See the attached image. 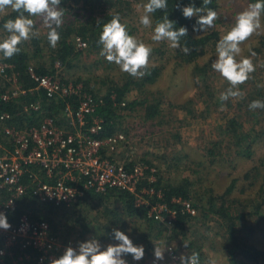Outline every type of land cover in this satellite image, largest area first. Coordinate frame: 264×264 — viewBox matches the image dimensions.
<instances>
[{"label":"rangeland","instance_id":"374dc122","mask_svg":"<svg viewBox=\"0 0 264 264\" xmlns=\"http://www.w3.org/2000/svg\"><path fill=\"white\" fill-rule=\"evenodd\" d=\"M216 2L218 7L215 11L218 13V19L212 29L217 30L221 38L234 24L236 15L246 8L249 2L248 0H217ZM136 4V6L133 5L134 9L130 17L124 21L131 35L152 46L148 67L159 66L161 75L155 84L148 87L151 92L148 98L151 101L162 96L163 104L161 108H163L164 113L155 120H145L143 113L138 111L118 121L120 131L118 134L124 136V141L118 144L111 155L124 164L128 162L144 164L141 160L149 161L153 165L152 169L155 170L156 182L158 177L160 182L166 184H177L187 179L191 184L192 203H194L197 210V216H200L204 204L208 207L209 199L223 197L224 204L226 207L229 206L230 212L234 215H240L242 218L238 220L237 249L231 251L232 253L228 252L227 248L229 247H225V230L221 225V221L214 215H208L204 220L200 217L196 221L189 222L186 225L187 230L182 233L178 230L173 233L167 232L156 240H152V238L157 231L153 228L149 230L148 226L142 222L126 223L125 228H117L129 234L134 244H143L146 247V241L143 243L139 238L140 234L135 233L140 228L142 233L152 235L150 239L152 245L165 241L166 246L171 248V253L177 257L181 253L185 255L192 254L194 248L190 244L193 243L194 247H201L198 249L199 254L202 256L201 264H207L208 259L212 257L216 259L217 264H231L233 259L235 264H264V255L257 261H252L241 252L242 249L244 252L251 249L264 253V205H261V208L257 210L258 212H255L254 208L256 209L255 206L260 204V200L254 203V207L247 206V203L253 204V201L258 199L256 194L260 188L264 190V164H261V162L264 163V139L253 142L252 154L247 158L246 154L241 155L243 153L239 157L237 156L241 149L238 150L231 140L224 137L225 135L216 137L218 135L217 127L222 124L225 125L228 118L232 116L240 117L237 119L238 122L243 123V129L249 130L255 126L253 117L247 114L245 110L239 112L236 105L220 108L212 107L207 115L204 112V105L198 97L199 89L204 90L207 87L213 90L215 88L216 91L221 92L225 89L226 84L229 85L228 82L213 69L209 77L205 75L203 78H197L192 74V66H183L178 64L180 60L169 59L170 52H167L168 47L171 48L169 42L156 43L151 40L155 23L153 22L151 28L141 25L139 18L143 15L145 2L138 0ZM3 15V13H0V17ZM35 21L39 27L38 32L43 34L47 28L42 26L39 18H36ZM263 41L264 18L262 17L261 28L241 45L242 55L251 56L255 66V71L250 75L249 80L241 85L242 87L248 85L247 89L251 86H253L252 88L255 87L253 75L258 76L257 79L255 78L259 84L258 86H264ZM77 43L78 49L86 50V45L82 47L79 46V42ZM163 44H166V46H162ZM255 48L260 49V53L253 52ZM157 49H160V52L163 53L162 56L167 53L163 58L160 56L154 60L153 52ZM252 53H255V55H251ZM215 58L216 51H212L211 54L200 58L197 64L202 66L209 62L212 65ZM59 72L68 81V84H71L78 91L80 89L84 90L86 87L87 90L99 92L101 96L108 87L110 80H119L125 74L117 65L109 63L105 57L101 56L100 52L83 55L81 59L74 63L71 69L67 71L58 70ZM50 77L58 80L55 76ZM77 78H80V81L74 84L73 82ZM106 79L109 81L106 85H103L101 82H106ZM257 88L255 87L254 90ZM240 91L242 92V90ZM85 95L90 96L88 93H83L81 97ZM139 97V93L134 90L127 94L126 100H135ZM39 100L41 101L40 98ZM189 100V110L192 113H183L181 109L176 107L177 105L182 106ZM171 104L174 105L172 109L169 107ZM24 105H27V103L24 102ZM259 119L260 123L257 129L264 127V116L260 115ZM13 125L20 129L27 128L26 123L22 127L17 124ZM59 127L61 128L62 125ZM4 141L5 138L2 136L1 142ZM210 152H213V154L210 155ZM254 169H257L258 176L252 175ZM247 174L249 175L245 178L244 176ZM232 184H234L232 192L225 195L228 187ZM38 205H42V208H38ZM89 205L94 206L89 207L87 204H81L73 209L59 208L51 210V213L47 214L48 204H38V201L34 203L30 198L19 201L18 204L21 215L30 219H35L37 210H41L38 215H45L51 238L59 239L60 244L70 242L73 246L78 241L93 236L98 238L104 246L109 243H116L112 233L107 230H100L101 226L107 224L105 218H108V214L104 211V206L101 208L94 203ZM108 207L110 210L112 207H119V204H108ZM119 211L121 210L119 209ZM126 221L132 220L126 219ZM83 224L86 227L87 224L89 226L86 228L87 232L84 236H81L80 230ZM240 241L243 243H239ZM165 258L164 262H160L161 264H179L178 259L175 261L170 259V253H165ZM126 259L130 261L132 258L128 256ZM152 260L153 249H148V251L146 249L145 257L141 260V263L147 264ZM13 262L16 264V261Z\"/></svg>","mask_w":264,"mask_h":264},{"label":"trees","instance_id":"16d2710c","mask_svg":"<svg viewBox=\"0 0 264 264\" xmlns=\"http://www.w3.org/2000/svg\"><path fill=\"white\" fill-rule=\"evenodd\" d=\"M216 1L217 0H212V3L209 5V7L217 10L218 5ZM137 2L138 0H62L61 7L65 8V17L64 23L59 29L61 39L55 48L51 47L47 40L48 29H46L43 34L39 33L38 36H34L29 40L22 42L19 45L20 52L13 57L6 58L2 53H0V65L4 67V72L0 76V115L5 113L9 114L11 117L7 123L2 125V128L4 125L14 126L13 124H17L19 127H22L24 123L27 124V127H30L32 125H37L42 120V118H51L59 126L63 124L65 125V119L61 115L58 116L64 108V101L57 99L51 100L50 102L40 90L28 92V90H31L36 86L32 78V74L37 77L55 76L63 84H68V81L62 77L60 73L61 71L59 74L58 70L67 71L71 69L74 66V63L81 59L83 55L86 56L100 52L102 46L98 43V40L102 31V25L111 20L112 16L115 14H119L121 21L125 23L124 20L130 17V14L134 9L133 5L136 6ZM142 2L146 3L147 0H142ZM190 2H193V0H168V8L166 10H158L155 12L152 15V21L156 23L157 21L162 20L164 16H168L170 20L176 21L177 27L186 26L188 28V36L181 40V48L173 49L168 47L167 52H170L169 59H175L176 61L180 60L178 64L183 66H192V74L197 78H203L205 75L209 77L212 72L210 65L211 63L207 62L206 65L200 66L197 64V61L200 58H204L205 56L211 54L212 51H215L216 44L220 39V36L218 31L212 28L205 33L193 32L192 28L195 24L196 17L191 19L184 18L181 10L176 7L177 3L181 4L182 6H187ZM248 2H254V0H248ZM194 3L196 7L202 6V0H194ZM16 15V13L8 10L7 14H4L0 17V40H2L7 35L3 28V24L7 19L15 18ZM35 19L36 18H34V20ZM38 29L39 27L36 24V30L38 31ZM128 31L131 34L130 30ZM77 42L85 44L87 46L85 48L86 50L78 49ZM262 43L264 44V41ZM162 46H166V44H163ZM185 47L188 49L187 52L183 50ZM253 52L260 53V49L255 48ZM166 53H164V55ZM162 54L163 53L160 52V49L154 51V60L162 56ZM160 75L161 70L159 66L148 67L146 74L142 78H134L125 73L119 78V80L109 81L106 79V82L102 81L101 83L103 85H106L109 81L108 87L102 96L99 92H95L93 90L90 91L89 89L87 90L85 87L84 90L80 89L77 95L70 97L69 102L71 107L74 108L77 106L78 99L83 93L90 94L92 98L98 101L95 115H97L102 121V137L107 138L114 136L120 132L118 121L127 118V116L131 115L132 113H136L138 111L142 112L145 120H155L164 113L163 108H161L163 104L162 96L161 98H154L151 101L148 98V96L151 95L148 87L155 84ZM253 78V84L255 87H258L257 89L254 90L255 87L252 88L253 86L247 89L248 85L243 87L241 86L240 90H242V95L236 98H230L228 101H221L219 98L220 93L229 87L227 84L225 89L221 92L216 91L215 88L212 90L211 88L206 87L204 90L199 89L198 93V97L201 99V103L204 105V112H206L207 115L209 114L208 112L212 107L220 108L222 106L231 107L232 105H236L239 112L245 110L247 114L253 117L255 126L253 125L254 128L249 130L243 129V123L238 122L239 120L237 119L240 117L233 116L228 118L225 125L222 124L216 129L218 133L216 137H223V135H225L224 137H227L229 140H231L232 144H234L238 150L241 149V151L237 154L238 157L241 153H243L241 155L246 154V157L249 158L252 154L251 147L253 142L255 143L257 140L264 139V127L257 129V126L260 123L259 116H264V109H249V104L252 101H264V86H258L259 84L255 80V78H258L257 75H253ZM79 81L80 78H77V80L73 83L76 84ZM13 82L15 85L20 87L24 94L16 99L11 98L9 100H3V93H5L8 88L11 87ZM134 90L139 93L140 97L136 98L135 100L127 101V94ZM39 98L41 99L43 112H45V114L36 119H29L23 115L22 110L24 102L29 104L38 100ZM189 106L190 100L184 103L182 106L177 105L176 107L181 109L183 113H192L191 110H189ZM169 107L172 109L174 105L171 104ZM1 132L2 130H0V134ZM212 154L213 152H210V155ZM141 162L144 163L143 165H147L148 168L152 169L153 165L149 161L141 160ZM126 164H129V162ZM261 164L264 163L261 162ZM128 166L129 165H127V167ZM253 172L254 173L252 175L258 176L257 169H254ZM248 175L249 174L245 175L244 177L247 178ZM152 185L157 190L159 189L161 191L162 197L160 201L171 208H176V206L171 203L172 198H180L182 200H189L191 202L193 200L190 190L191 184L187 179H184L182 182L177 184H166L164 182H160L158 177V181H155ZM233 188L234 184L230 185L225 192V195H229ZM256 196L258 199L254 200L253 204L247 203V206L254 207V203H256L257 200H260V204L255 206L256 209L254 208L255 212H258L257 210L261 208V205H264L263 188H260ZM0 198H3L1 201H4L7 198L5 191H0ZM30 199L34 203L37 202L34 198ZM223 200V197L220 199H209L208 207L204 204V206L201 208L200 216L196 215L195 217H189L185 214L179 213L172 228H167L163 224L148 220L146 218L148 209L144 207H135L132 196L124 192L96 194L92 191H89L86 192L84 197L79 198L77 202L71 204L70 206H56L53 204L48 205L49 207H47V214H50L51 210H57L59 208L73 209L75 206L77 207L81 204H87L90 207L91 205L89 204L94 203L96 206L101 208L104 206V211L108 214V218H105L107 224H105V226H101L100 230H107L111 233L113 228H125L126 223L135 224L142 222L148 226L149 230L153 228L157 231V233L153 235L152 240L160 239L167 232L173 233L178 230L180 233H182L187 230L186 225L189 222L196 221L200 219V217L204 220L208 217V215H214L221 221V225L226 234L224 235V237L226 236L225 247H229L227 250L229 253H232L231 251L237 249L236 233L237 228L239 227L238 220L242 218V216L232 214L230 209H228L229 206L226 207ZM38 204L42 203L38 202ZM108 204H119V207H112L109 210ZM93 206L94 205L91 207ZM38 208L41 209L42 205H38ZM119 209L121 211H119ZM38 212H41V210H37V216L34 218L46 221L47 219L44 217L45 215H38ZM17 214L21 215L20 210H18ZM126 219H130L132 221L127 222ZM49 221L51 222V220ZM87 225L89 226V224ZM88 226L86 227V225H82V229L80 230L81 236H84L85 232H87L86 228H88ZM135 233L140 234L139 238L143 243L146 241L145 250L147 249L148 251V249L152 250L154 248V245H152L150 242L152 237L151 234L142 233L140 228L135 231ZM239 243L243 242L240 241ZM193 245V243L190 244V246L194 248L193 252L199 253L198 249L201 247H194ZM11 252V257H5L2 264H12L11 259L16 258L17 255L23 254L28 255L29 258V260L24 262V264H37L35 261L36 252L31 248H28L25 250V252H21L17 248H11ZM241 252L252 261H257L264 255V253L253 251L251 249L246 250L245 252L242 249ZM200 257L202 258L201 254ZM231 264H235L234 259Z\"/></svg>","mask_w":264,"mask_h":264},{"label":"built area","instance_id":"2783aa9c","mask_svg":"<svg viewBox=\"0 0 264 264\" xmlns=\"http://www.w3.org/2000/svg\"><path fill=\"white\" fill-rule=\"evenodd\" d=\"M84 45L79 42V46ZM3 72L4 67L0 65V76ZM32 78L36 86L28 92L40 90L50 102L64 101L60 115L65 119V129L45 118L24 129L11 125L2 128L11 117L5 113L0 115V130L5 138L0 142V191H5L7 196L4 201L0 198V211L7 214L12 225L7 231L0 229V264L5 257H11V248L21 252L31 248L36 252V263L47 264L48 258L58 257L70 244H60L59 239L51 238L46 221L17 214L19 201L29 198L42 204L69 206L89 191L96 194L124 192L132 196L135 207L148 209V220L167 228L173 227L179 213L189 217L197 215L189 200L172 198L171 203L176 208L160 201L161 191L152 185L156 178L155 170L140 163H120L112 157L124 136L102 137V121L95 115L98 101L91 96H80L77 106L72 108L69 99L78 94L75 87L50 76L32 74ZM23 94L13 82L2 99H16ZM22 114L29 119L43 116L41 101L38 99L23 105ZM170 256L175 255L170 253ZM27 260L28 255L23 254L11 262L24 264ZM129 264L142 263L131 259ZM147 264H152V261Z\"/></svg>","mask_w":264,"mask_h":264},{"label":"clouds","instance_id":"9594fccd","mask_svg":"<svg viewBox=\"0 0 264 264\" xmlns=\"http://www.w3.org/2000/svg\"><path fill=\"white\" fill-rule=\"evenodd\" d=\"M61 3L62 0H0V13L7 14V11L11 10L17 14L15 18L7 19L3 24L7 35L0 40V53L6 58H11L20 52L19 45L22 42L39 35L34 18H39L42 26L48 29L47 40L50 46L55 48L61 39L59 29L65 17V8L61 7ZM211 3L212 0H202V6L196 7L193 0L187 6L177 3L176 7L181 10L184 18L196 17L192 28L194 33H205L215 27L218 19V13L209 7ZM167 8L168 0H147L143 5V15L140 16L139 23L146 28L153 27L152 15ZM262 17L264 0L250 2L236 15L230 30L216 44V58L211 67L229 84V87L220 93L221 101L241 96L240 86L245 84L255 71L251 56L242 55L241 45L261 28ZM186 36V26L177 27L176 21L164 16L155 23L151 40L156 43L167 41L171 48L179 49L181 40ZM98 43L102 46L100 55L109 63L117 65L122 72L134 78H142L146 74L152 46L131 35L119 14L113 15L111 20L102 25ZM183 50L188 51L186 47ZM249 109H264V101H252ZM11 227L7 214L0 211V229L7 231ZM111 233L116 243L104 246L95 236L78 241L75 247L70 243L61 255L48 258L47 264H129L126 259L128 256L137 262L145 257L144 245L134 244L125 231L113 228ZM171 251L165 241L154 244L152 264L164 262L165 253ZM170 259H178L179 264H201L200 254L196 252L190 255L181 253L178 257L170 256ZM207 264H217V261L212 257L208 259Z\"/></svg>","mask_w":264,"mask_h":264},{"label":"crops","instance_id":"0c3cea01","mask_svg":"<svg viewBox=\"0 0 264 264\" xmlns=\"http://www.w3.org/2000/svg\"><path fill=\"white\" fill-rule=\"evenodd\" d=\"M62 127L65 129V125H64V124L62 125ZM62 127H61V128H62ZM1 138H2V136H1V134H0V142H1ZM1 143H2V142H1ZM73 246L75 247L76 245L73 244Z\"/></svg>","mask_w":264,"mask_h":264}]
</instances>
